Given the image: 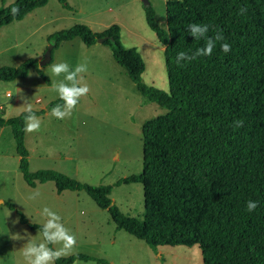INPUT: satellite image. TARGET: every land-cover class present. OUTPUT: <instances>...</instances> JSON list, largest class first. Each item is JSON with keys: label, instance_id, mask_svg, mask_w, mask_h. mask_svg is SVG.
Instances as JSON below:
<instances>
[{"label": "trees", "instance_id": "trees-1", "mask_svg": "<svg viewBox=\"0 0 264 264\" xmlns=\"http://www.w3.org/2000/svg\"><path fill=\"white\" fill-rule=\"evenodd\" d=\"M50 0H16L0 8L1 30L24 20ZM71 9L67 0H58ZM19 7L17 15L10 9ZM241 8L245 9L241 14ZM146 21L164 47L169 92L146 85V64L136 48L120 43V28L99 34L87 25H75L48 37L58 49L61 44L80 39L87 47L104 43L113 58L129 74L138 92L166 112L148 120L142 127L143 163L139 175L123 178L113 185L81 183L56 170L30 171L26 147L24 112L9 119L0 118V127H10L19 168L26 184L53 182L58 194L85 192L116 225L145 242L152 250L159 247H194L202 252L203 264H264V0H166V28L156 22V12L145 7ZM191 22L212 25L231 44L224 54L219 42L213 54L177 67L179 51L203 45L186 34ZM53 61V60H52ZM36 71L47 84L50 79L37 59L18 67L0 69V81L25 79ZM63 103L56 99L46 110H33L38 117ZM235 120L243 126L234 127ZM141 184L144 191L143 219L124 215L111 199L121 185ZM259 200L252 213L247 200ZM14 210L13 204H8ZM21 222L31 224L20 214ZM103 259L84 254L60 257L55 264Z\"/></svg>", "mask_w": 264, "mask_h": 264}, {"label": "rangeland", "instance_id": "rangeland-1", "mask_svg": "<svg viewBox=\"0 0 264 264\" xmlns=\"http://www.w3.org/2000/svg\"><path fill=\"white\" fill-rule=\"evenodd\" d=\"M15 1L0 0V8ZM67 1L70 10L58 0H50L24 21L1 30L0 69L18 67L31 58L40 63L51 45L48 37L75 25H87L99 34L118 26L122 46L136 48L146 64L143 82L169 92L164 47L147 24L142 0ZM149 3L156 12L157 24L166 28V0H149ZM52 60L46 66L39 65L49 79L48 69L52 64L86 63L88 70L81 75L89 92L79 99L69 117L57 120L48 112L45 117H38L41 120L38 131L26 132L30 171L53 169L94 186L113 185L122 178L139 175L143 163L142 127L166 110L146 101L107 45L98 43L90 48L78 38L54 49ZM54 79H50L51 83ZM51 85L36 71L11 83L0 81V118L19 116L27 105L32 110L46 107L56 100ZM66 155L69 161L64 160ZM71 158L77 163L70 161ZM19 160L10 127H0V264H27L23 246L29 239L38 240L40 236L38 230H31L21 222L20 214L29 223L41 226L44 221L40 213L44 206L56 211L76 236L74 249L61 257L84 254L103 259L107 264H203L198 246H162L154 251L145 242L117 230L109 213L100 209L85 192H65L59 196L53 182L36 188L28 186ZM111 198L124 215L143 219L141 184L115 187ZM8 204H13L15 209H10ZM75 264L100 263L77 261Z\"/></svg>", "mask_w": 264, "mask_h": 264}, {"label": "clouds", "instance_id": "clouds-1", "mask_svg": "<svg viewBox=\"0 0 264 264\" xmlns=\"http://www.w3.org/2000/svg\"><path fill=\"white\" fill-rule=\"evenodd\" d=\"M19 7H12L10 12L12 15L19 13ZM245 9L241 8L243 14ZM186 34L192 36L196 41H203V45L195 49L179 51L175 56V64L177 67H184L191 64L199 58L209 57L217 48L224 54L231 51V44L224 41L221 30L217 29L215 35H209L212 25L208 23L191 22L185 27ZM87 64L79 63L75 66L69 62H58L52 64L48 69L49 77L55 78L51 85V91L55 94L56 99L63 103H57L49 109L50 115L57 120H64L72 114V111L79 102V99L89 92L87 83L84 82L82 73L87 72ZM24 131L32 133L41 128V120L34 113L30 105L24 108ZM242 120H235L234 127L243 126ZM260 206L259 200L249 199L246 202V210L252 213ZM41 218L43 224L38 229L40 239L31 240L23 246V256L27 264H55V262L64 255L70 253L76 243V236L68 229L63 218L52 208L44 206L41 209ZM59 245V247H53Z\"/></svg>", "mask_w": 264, "mask_h": 264}, {"label": "water", "instance_id": "water-1", "mask_svg": "<svg viewBox=\"0 0 264 264\" xmlns=\"http://www.w3.org/2000/svg\"><path fill=\"white\" fill-rule=\"evenodd\" d=\"M143 4L145 7L149 6L150 3H149V0H142ZM109 40V37H105V38H102V39H99L98 43L100 44H104L106 41ZM53 50H54V45H50L44 55V58L43 60L40 61L39 65L40 66H46L48 65L50 62H52V53H53Z\"/></svg>", "mask_w": 264, "mask_h": 264}, {"label": "crops", "instance_id": "crops-1", "mask_svg": "<svg viewBox=\"0 0 264 264\" xmlns=\"http://www.w3.org/2000/svg\"><path fill=\"white\" fill-rule=\"evenodd\" d=\"M25 19H26V18H25ZM25 19H24V20H25ZM24 20H23V21H24ZM96 45H97V44H96ZM96 45H94V46H92V47H95ZM90 48H91V47H90ZM9 83H11V82H9ZM51 84H52V83H50V84H48V85H51ZM7 95H10V94L8 93ZM47 106H48V105H47ZM47 106L44 107V108H41V109H39V110H46ZM39 110H37V111H39ZM48 112H49V111H46V113H45L44 115H42V116L45 117V116L48 114ZM42 116H38V117H42ZM43 156H44V155H43ZM59 156H60V155H59ZM59 156H58V157H59ZM61 156H62V155H61ZM29 159H30V156H29ZM53 159H54V158H53ZM62 159H63V158H62ZM64 160H65V161H66V160L69 161V158L67 157V155L64 156ZM70 161L77 163V162H76L75 160H73L72 158L70 159ZM29 165H30V163H29ZM45 170H53V169H45ZM128 177H129V176H128ZM125 178H126V177H125ZM122 179H123V178H122ZM45 184H46V183H45ZM38 185H44V184H38ZM38 185H37V186H38ZM37 186H36V187H37ZM36 187H35V188H36ZM55 188H56V187H55ZM65 192H71V191H65ZM65 192H64V193H65ZM56 193H57V191H56ZM64 193H62V194H64ZM112 193H113V192H112ZM57 194H58V193H57ZM62 194H58V195L60 196V195H62ZM111 199H112V198H111Z\"/></svg>", "mask_w": 264, "mask_h": 264}]
</instances>
